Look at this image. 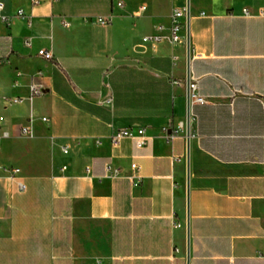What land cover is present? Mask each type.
Wrapping results in <instances>:
<instances>
[{"label":"crops","instance_id":"obj_1","mask_svg":"<svg viewBox=\"0 0 264 264\" xmlns=\"http://www.w3.org/2000/svg\"><path fill=\"white\" fill-rule=\"evenodd\" d=\"M0 1V264H264V0H190L189 78L208 103L189 145L163 134L187 120V44L166 40L183 0ZM124 128L146 145L113 146Z\"/></svg>","mask_w":264,"mask_h":264},{"label":"built area","instance_id":"obj_2","mask_svg":"<svg viewBox=\"0 0 264 264\" xmlns=\"http://www.w3.org/2000/svg\"><path fill=\"white\" fill-rule=\"evenodd\" d=\"M43 0H33V5H39L42 3ZM51 1H57V0H51ZM184 5L180 7H175L172 11V14L170 16V26L167 30V42L171 45H180L185 44L186 40L184 37V32L186 29V18H187V9H188V0H183ZM116 6L118 8H124V2L118 0L116 3ZM5 8L4 2L0 1V12H2ZM147 6H142L139 9L140 14L146 12ZM244 14L246 16H252L251 12L247 9L244 10ZM259 15H264V11H260ZM26 16L25 11L20 9L17 11L15 16H1V20L5 24H9L13 18H24ZM96 23L102 26H110L112 24V21L110 18H104V17H98L96 18ZM64 27H68L69 24L67 21H63ZM159 31L165 30V27L160 25L158 27ZM165 40L164 37L161 35H152V36H146L143 38L144 44H150L152 47H155L156 45L160 44ZM38 56L42 58L45 61L52 62L55 60L54 54L50 50L41 49L38 51ZM174 65L176 64V58L173 59ZM1 63V60H0ZM21 72H17L16 76L17 78L22 77ZM42 73H38V77H41ZM173 85H184V81H173ZM15 85H18V82L15 81ZM190 89V101L191 106L193 105H203L208 103V98L202 96L198 92V82L197 80H191L189 84ZM30 97L29 100L33 101L36 97H40L42 95V85H40L37 82L32 83L30 86ZM9 104H21L23 102V99L21 98H7L5 99ZM47 117H42V122H47ZM5 120L2 116H0V140H6L10 138V133L3 129ZM186 130V122H180L177 127H168L164 128L163 134L166 142L170 143L176 138H178L182 133H184ZM19 133L21 136L26 138H33L35 133L33 129V116L30 117L28 120V123L26 125L20 126ZM125 139H133L136 141V145L138 148H143L146 145V131L144 129H133V128H124L120 129L117 132H115L111 137L110 141L113 146H119L121 142ZM1 151V146H0ZM70 151L69 146H65L63 148V153L68 154ZM132 169L136 171V173L130 177L131 180H136L134 184L137 186L140 183V176L138 175L139 167L137 164H132ZM63 170H66V167H63ZM108 170L110 171L111 168L108 167ZM16 172H19V170H16ZM115 175H118V172H115ZM22 189H24V186H21ZM176 226H180L179 223H175Z\"/></svg>","mask_w":264,"mask_h":264},{"label":"water","instance_id":"obj_3","mask_svg":"<svg viewBox=\"0 0 264 264\" xmlns=\"http://www.w3.org/2000/svg\"><path fill=\"white\" fill-rule=\"evenodd\" d=\"M189 3L190 0H188V9H187V36H186V44H187V69H188V78L186 80V86H187V120H186V136L188 145L190 143V114H191V101H190V78H189V70H190V11H189ZM187 163H188V176H189V153L187 155ZM189 189V186H188Z\"/></svg>","mask_w":264,"mask_h":264}]
</instances>
